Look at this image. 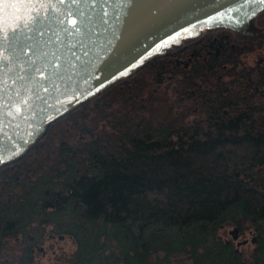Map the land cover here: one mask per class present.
Instances as JSON below:
<instances>
[{
    "label": "trees",
    "instance_id": "obj_1",
    "mask_svg": "<svg viewBox=\"0 0 264 264\" xmlns=\"http://www.w3.org/2000/svg\"><path fill=\"white\" fill-rule=\"evenodd\" d=\"M263 43L204 31L48 121L0 164V264H33L48 232L71 243L42 264H246L219 231L251 216L260 261L264 55L241 53Z\"/></svg>",
    "mask_w": 264,
    "mask_h": 264
},
{
    "label": "water",
    "instance_id": "obj_2",
    "mask_svg": "<svg viewBox=\"0 0 264 264\" xmlns=\"http://www.w3.org/2000/svg\"><path fill=\"white\" fill-rule=\"evenodd\" d=\"M253 7L262 6L248 5L245 0H109L106 8L108 23H103L99 15L95 17L98 34L89 45L88 55L81 56L82 64L77 69L72 88L56 105L59 111L54 108L47 113L50 118L46 122L30 123L8 117L0 123V142L14 148L4 154V160L22 152L45 129L48 121L67 108L129 73L149 56L197 34L200 28L226 26L249 34L264 31V26L254 30L242 27L250 18ZM25 14L23 10L16 11L10 2L0 3V19L13 23L17 15ZM235 229L237 226L229 231ZM232 236L236 234L232 233Z\"/></svg>",
    "mask_w": 264,
    "mask_h": 264
},
{
    "label": "snow or ice",
    "instance_id": "obj_3",
    "mask_svg": "<svg viewBox=\"0 0 264 264\" xmlns=\"http://www.w3.org/2000/svg\"><path fill=\"white\" fill-rule=\"evenodd\" d=\"M5 2L26 14L13 23L0 19V123L8 117L46 122L47 113L59 111L56 105L72 88L81 56L94 43L95 17L108 23L109 0H0ZM245 2L262 6L253 7L250 17L264 11V0ZM10 151L14 148L0 142V164Z\"/></svg>",
    "mask_w": 264,
    "mask_h": 264
},
{
    "label": "flooded vegetation",
    "instance_id": "obj_4",
    "mask_svg": "<svg viewBox=\"0 0 264 264\" xmlns=\"http://www.w3.org/2000/svg\"><path fill=\"white\" fill-rule=\"evenodd\" d=\"M206 31H208V30H206ZM198 36H196L195 38H197ZM195 38H193V39H195ZM187 41H189V40H186V42ZM186 42H184L182 44H185ZM182 44H180V45H182ZM176 47H178V46H176ZM43 204L45 206L52 205L53 199L50 196H48L46 199L43 200ZM252 219H253L252 216L248 217V218H243V220L239 224L228 221L226 224H231V227L237 226V229H235L233 232H230L229 228H231V227H227L226 231L229 234L224 236V239L225 240H231V242L234 245V248L238 251V253L244 259L246 264H264V257L263 256L260 259V261H258L256 263L252 262L253 250H254L255 246L258 245V243H259V238H260V233H261L260 228L258 227L257 224H254L252 222ZM224 225H225V223L220 224V226H224ZM263 225H264V220H263ZM232 233H235L236 236H232ZM47 236L50 239L54 238V237L56 238V235L53 232H48ZM59 238H62V235H59ZM51 240H53V239H51ZM237 240H239V242H237ZM30 250H31V256L34 258L35 252L37 250H40L42 253L45 252V246H44V244H39L38 242H36L33 246L30 247ZM33 264H37L35 260L33 261Z\"/></svg>",
    "mask_w": 264,
    "mask_h": 264
},
{
    "label": "rangeland",
    "instance_id": "obj_5",
    "mask_svg": "<svg viewBox=\"0 0 264 264\" xmlns=\"http://www.w3.org/2000/svg\"><path fill=\"white\" fill-rule=\"evenodd\" d=\"M263 14H264V11H263ZM242 27L244 29H246V30H254L256 28H260L261 24L256 22V16H254V17L248 18L247 21L244 22ZM218 28H228L231 31L232 35L234 37H237V38H244V37L247 38L249 36L248 32H244V31H242L240 29L233 28V27L207 26V27L200 28L197 34L191 35L189 37L182 38L179 42L170 45L167 48V50H171V49L175 48L176 46H179L180 44L186 42V40H190V39L195 38L196 36L200 35L202 32H204L206 30H215V29H218ZM263 55H264V43L262 45L256 47V48H253L251 50H248V51H245V52L241 53L242 60L245 63L253 62L256 57H259V59L261 60ZM223 227H224V231H219V233H220L221 236H226V235L229 234L226 231V228L227 227H231V224H225ZM51 239H53L55 241L57 240L59 242H63V244H67V243L70 244L71 243L69 240H65V239L62 240L61 238H55L54 237V238H51ZM51 239H49L47 242L44 243V246H45V252L44 253H41V252L39 253L37 251L35 252L34 260L36 261L37 264H42L44 260H47L48 258L51 257L53 251H52V248L48 245V242L51 241Z\"/></svg>",
    "mask_w": 264,
    "mask_h": 264
}]
</instances>
